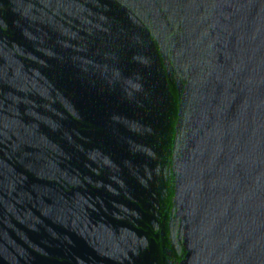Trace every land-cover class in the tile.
Segmentation results:
<instances>
[{"label":"water","instance_id":"95a60500","mask_svg":"<svg viewBox=\"0 0 264 264\" xmlns=\"http://www.w3.org/2000/svg\"><path fill=\"white\" fill-rule=\"evenodd\" d=\"M0 264H264V0H0Z\"/></svg>","mask_w":264,"mask_h":264}]
</instances>
